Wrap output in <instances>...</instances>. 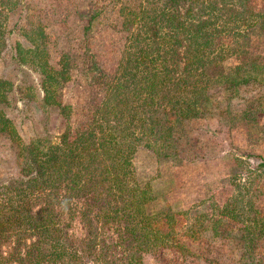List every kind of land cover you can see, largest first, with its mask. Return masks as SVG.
<instances>
[{
  "label": "trees",
  "instance_id": "16d2710c",
  "mask_svg": "<svg viewBox=\"0 0 264 264\" xmlns=\"http://www.w3.org/2000/svg\"><path fill=\"white\" fill-rule=\"evenodd\" d=\"M7 2L0 0V54ZM118 13L124 33L119 59L110 73L102 71L103 96L84 108L81 122L67 120L55 142L37 137L24 143L0 106V133L17 146L18 166V175L0 183V264H143V254L157 250L184 255L177 228L188 212L169 206L146 211L152 196L136 178V148L157 159L179 157L178 131L187 121L212 117V107L246 123L264 114V63L242 58L227 71L222 67L229 56L245 53L261 16L248 0H138L136 8L121 5ZM13 49L19 65L32 54L20 42ZM49 70L39 69L41 87L47 84L43 98L61 114L67 109L69 118L73 106L52 99L57 80ZM249 85H258L256 94L242 95ZM11 87L0 79V105ZM233 161L245 175L228 178L232 192L208 217L209 229L222 238L236 229L238 264H264L258 253L264 215L251 187L264 158L255 168L236 156ZM73 221L80 226L76 235Z\"/></svg>",
  "mask_w": 264,
  "mask_h": 264
},
{
  "label": "rangeland",
  "instance_id": "374dc122",
  "mask_svg": "<svg viewBox=\"0 0 264 264\" xmlns=\"http://www.w3.org/2000/svg\"><path fill=\"white\" fill-rule=\"evenodd\" d=\"M137 3L138 0H10L2 6L5 46L0 54V79L9 80L12 87L7 102L0 106L22 142L37 137L55 142L67 120L71 125L81 122L87 116L84 108L101 100L103 72L110 73L116 66L124 41L118 9L125 4L136 8ZM248 3L250 10L261 16L249 30L243 44L245 53L226 58L222 62L224 71L242 63V58L264 63V0ZM16 42L32 49V54L25 55L24 65L11 57ZM41 65L45 69L49 66L57 80L49 89L52 99L73 106L69 118L67 109L61 114L49 99L43 98L47 84L41 87ZM257 89L258 85H249L240 92L254 96ZM220 108L212 107L214 117L182 125L178 131V146L182 147L179 157L157 159L149 149L136 148L135 175L140 183L149 185L152 196L145 204L146 211L154 213L169 206L188 212L177 228L179 240L187 249L184 255L157 250L143 254V264H238L236 229L229 230L227 238L212 237L208 217L232 192L228 178L234 173L245 175L237 169L233 157L243 160L248 168H255L264 158V114L258 115L255 123H246ZM16 153L17 146L0 133V183L18 175ZM259 170L251 187L256 188L254 202L264 215V169ZM72 225V234H78L79 224L73 221ZM258 249L264 258V239Z\"/></svg>",
  "mask_w": 264,
  "mask_h": 264
}]
</instances>
